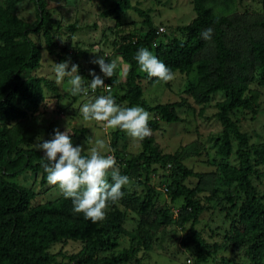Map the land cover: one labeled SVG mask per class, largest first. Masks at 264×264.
I'll return each instance as SVG.
<instances>
[{
  "label": "rangeland",
  "instance_id": "rangeland-1",
  "mask_svg": "<svg viewBox=\"0 0 264 264\" xmlns=\"http://www.w3.org/2000/svg\"><path fill=\"white\" fill-rule=\"evenodd\" d=\"M127 2L126 9L114 12L112 0H0V9L3 11L0 24L38 31L34 41L40 49L38 67L21 76L22 80L32 78L36 81L38 97L34 102L25 104L17 100L14 103L17 113L14 118L0 116V140L14 145L19 155L35 163H41L44 153L34 149L33 145L50 140L54 129L65 131L73 146H83L82 154L86 155L95 146L96 140H104L111 148L106 154L115 156L120 170L123 168L120 162L130 160L140 152L139 142L125 132L112 138L116 130L107 129L101 122L83 120L80 107L89 98L108 95L107 91L97 88L92 92L89 89L87 97H73L67 91L68 78L56 83L53 71L55 63L66 60L63 59L64 55H72L85 73V87L92 79L89 71L93 70L109 86L115 102L126 107V102L120 100V96L124 90V69L127 64L120 59L117 47L129 39L140 38L149 29L153 31L154 42L181 41L185 33L183 28L194 19L190 0ZM204 5L212 14L231 20L232 28L227 35L228 76L245 84V94L252 109L232 110L229 117L236 122L249 145L260 144L264 142V68L255 60L250 41H264V2L207 0ZM39 10L48 15L45 27L53 38L51 55L44 50L40 36L43 26L39 20ZM158 27L164 28V32L157 33ZM211 54L210 46L199 53L198 58L207 63L206 68L211 67L212 63L208 62L212 58ZM98 55L105 57L107 62H118V68L111 78L103 77L99 66L91 63ZM136 72L141 101L148 106L175 103L174 113L178 121H157L151 130V137L161 154L176 156L185 168L201 175L200 179L187 177L182 180V184L188 188L196 185L203 188L198 200L206 209L199 215L193 228L208 246L206 250L209 255L204 261L196 262L194 244L189 240V224L180 220L182 201L179 198L171 202L168 189L163 190L170 182L171 170L152 165L146 180L138 171L127 175L129 185L122 188L123 196L112 203L122 215V227L127 232L136 229L142 212L154 211L160 222V228L152 235L150 245L137 253V261L132 264H219L221 257L237 264H249L242 250L233 247L224 237L233 217L225 197L233 195V188L222 183L216 167L221 163L233 164L235 158L232 153L228 157L216 154L221 127L214 114L215 103L221 99V95L215 94L209 101H203L202 88L198 86L194 69L187 74L174 73L175 79L168 83L149 78L139 68ZM149 114V121L154 120L153 113ZM37 137L41 139L38 141ZM231 147L234 151L233 140ZM15 155L12 153L11 156ZM259 172L264 174V167H259ZM0 174L7 181L30 188L34 192L32 204H42L61 196L57 186L49 185L47 181L41 186L37 174L16 173L15 170L2 171ZM251 181L256 192L264 196V177L257 180L252 178ZM214 190L215 193L211 194ZM143 205H146V209ZM162 213H165V218H162ZM114 241V247L103 249L98 256L110 258L128 248L130 243L125 234L117 235ZM79 249L80 244L75 241L56 244L51 249L56 254L54 264H73L67 258Z\"/></svg>",
  "mask_w": 264,
  "mask_h": 264
},
{
  "label": "trees",
  "instance_id": "trees-1",
  "mask_svg": "<svg viewBox=\"0 0 264 264\" xmlns=\"http://www.w3.org/2000/svg\"><path fill=\"white\" fill-rule=\"evenodd\" d=\"M128 0H112L114 12L128 7ZM194 19L183 28L184 39L172 42H154L152 30H148L140 38L129 39L117 47V53L130 70L124 76V90L120 100L126 107L140 106L153 113L154 120L149 121V128L157 121L174 123L178 117L174 113L175 103L148 106L140 100L141 88L138 83L137 69L134 59L136 52L144 47L167 65L173 73L187 74L193 69L197 74L198 86L202 88V99L207 102L211 96L220 94L221 99L215 103L214 118L220 124V138L216 154L228 157L231 153L235 163L217 165L220 180L233 188V195L225 197L229 211H233L227 234V241L236 249H241L249 264H264V196L259 195L251 179H259L264 174L259 167H264V142L249 145L246 136L241 133L229 114L232 110H251V104L245 94L243 82L228 76L227 48L228 30L232 28L230 18L217 16L205 7L207 0H190ZM264 2V0H263ZM3 11L0 9V16ZM39 20L43 26L41 38L47 54L53 53V38L45 27L48 15L39 10ZM1 21V20H0ZM212 29L211 39L205 40L201 33ZM38 31L23 29L21 26L0 24V116L15 117L14 103L34 102L39 94L35 80H22L24 73L35 70L40 59V49L34 38ZM155 33V32H154ZM210 46L212 50L211 67L200 60L199 53ZM250 50L255 60L264 68V41H250ZM71 59V63L79 65L78 74L86 78L76 58L64 55L63 59ZM122 132L117 129L112 138ZM235 142L232 151L231 141ZM140 152L132 159L120 162L122 175L141 172L143 179L151 171L152 165L170 168V182L166 186L171 202L181 199L180 220L189 224V240L194 244L196 262H202L209 255L205 242L194 230L199 215L206 207L201 205L198 196L203 188L198 185L188 188L182 184L187 177L200 179L201 175L185 168L178 158L169 154H161L155 147L151 135L139 142ZM16 154L15 156H11ZM86 155V154H82ZM122 165V166H121ZM15 170L16 173L30 172L40 176L39 184L46 183V174L41 163L19 155L5 140H0V172ZM215 190L211 192L214 194ZM34 192L30 188L17 185L4 179L0 174V264H54L56 254L51 249L63 241H75L80 249L68 256L73 264H132L136 263V255L148 248L151 237L160 228L154 211L142 212L135 230L126 231L122 227L123 218L112 203L106 209L103 221L93 223L85 219L83 214L73 212L71 199L62 195L42 204H32ZM210 201V198H208ZM146 209V205H143ZM228 216L227 213H225ZM165 218V213L161 214ZM119 234L129 237L128 248L120 250L116 255L107 258L99 257L103 249L115 246V238ZM219 264H237L221 257Z\"/></svg>",
  "mask_w": 264,
  "mask_h": 264
},
{
  "label": "clouds",
  "instance_id": "clouds-1",
  "mask_svg": "<svg viewBox=\"0 0 264 264\" xmlns=\"http://www.w3.org/2000/svg\"><path fill=\"white\" fill-rule=\"evenodd\" d=\"M211 33L212 29L209 28L204 30L201 36L208 40L211 39ZM96 51L99 52V49ZM134 59L139 70L149 78H156L163 83L175 79L172 70L147 48H140ZM70 63V58L55 63L53 71L56 83H61L65 77L68 78L67 91L71 96L87 97L89 89L95 92L97 88H105L109 93L89 98L88 102L80 107L84 121L101 122L107 129H119L137 142L151 135L148 126L151 119L149 112L140 106H119L111 95V89L104 84V79L93 70L89 71L92 79L85 87L84 77L78 74L79 65L71 63L69 68ZM91 63L98 65L106 78H111L118 68L116 60L107 62L105 57L100 55ZM130 67L128 65L124 69L125 75ZM53 133L50 140L33 145L34 149L44 153L41 167L46 174L47 183L57 186L65 199H71L74 213L83 214L85 219L93 223L103 221L110 202L114 203L123 196L122 188L129 185V177L121 174L115 156L106 154L111 148L104 140H96L89 154L82 155L83 146H73L65 131L54 129ZM40 139L37 137L38 141Z\"/></svg>",
  "mask_w": 264,
  "mask_h": 264
},
{
  "label": "built area",
  "instance_id": "built-area-1",
  "mask_svg": "<svg viewBox=\"0 0 264 264\" xmlns=\"http://www.w3.org/2000/svg\"><path fill=\"white\" fill-rule=\"evenodd\" d=\"M163 32H164V28H162V27L157 28V33H163ZM107 87H109V86L107 85ZM103 90H104V92H106L105 88H103ZM167 167H168V165H167ZM163 190L166 191V188H164Z\"/></svg>",
  "mask_w": 264,
  "mask_h": 264
}]
</instances>
